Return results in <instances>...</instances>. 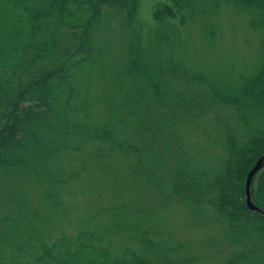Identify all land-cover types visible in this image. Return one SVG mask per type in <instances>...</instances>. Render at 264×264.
Returning <instances> with one entry per match:
<instances>
[{
	"label": "trees",
	"instance_id": "obj_1",
	"mask_svg": "<svg viewBox=\"0 0 264 264\" xmlns=\"http://www.w3.org/2000/svg\"><path fill=\"white\" fill-rule=\"evenodd\" d=\"M221 2L252 10L264 30V0H167L155 5L152 19L184 24L216 11ZM139 5L140 0H0V195L3 186L31 177L37 205L46 212L31 210L36 224L0 219V264L189 261L174 255L183 245L156 240L147 231L139 248H131L108 241L112 227L68 233L53 226L48 217L92 165L84 160L90 143L106 147L102 154L126 157L129 182H153L166 191L165 203L208 212V223L233 249L224 264H264V214L248 210L244 201L246 175L264 153V32L260 64L229 85L174 61L165 47V38L173 36L164 28L142 46L135 24ZM206 113L218 117L214 155L197 160L183 151L177 125ZM250 195L264 212V166L252 179Z\"/></svg>",
	"mask_w": 264,
	"mask_h": 264
},
{
	"label": "rangeland",
	"instance_id": "obj_2",
	"mask_svg": "<svg viewBox=\"0 0 264 264\" xmlns=\"http://www.w3.org/2000/svg\"><path fill=\"white\" fill-rule=\"evenodd\" d=\"M164 1L167 0H140L135 24L139 26L142 46L152 44L156 30L164 28L173 36L165 38V47L172 52L174 61L185 67L202 70L229 85L256 70L262 60L264 30L255 12L221 2L216 11L198 13L184 24L178 20L156 23L152 10ZM112 59L117 60L116 53ZM217 119L215 113H206L195 122H180L176 137L181 139L183 151L197 154V160L207 155L212 160L211 142L217 136ZM105 148L99 143L86 145L84 160L93 166L83 170L80 181L69 185L62 196V207L48 215L58 231L112 227L108 241L131 248H139V239L147 231L156 240L183 245L174 255H184L189 259L186 264H224L233 249L208 223V212L192 204L165 203L166 191L156 190L153 182H129L128 159L118 153H100ZM32 183V178L26 177L1 188L0 219L7 215L9 219H27L36 224L31 210L38 208L40 215H46L37 205V188ZM97 209L106 210L96 214ZM169 236L172 237L168 239Z\"/></svg>",
	"mask_w": 264,
	"mask_h": 264
},
{
	"label": "water",
	"instance_id": "obj_3",
	"mask_svg": "<svg viewBox=\"0 0 264 264\" xmlns=\"http://www.w3.org/2000/svg\"><path fill=\"white\" fill-rule=\"evenodd\" d=\"M263 166H264V153L257 159L255 164L248 171L245 181H244V201H245V205L247 209L250 211L259 212L262 214H264V212L258 206H256L251 200L250 186H251L253 177Z\"/></svg>",
	"mask_w": 264,
	"mask_h": 264
}]
</instances>
